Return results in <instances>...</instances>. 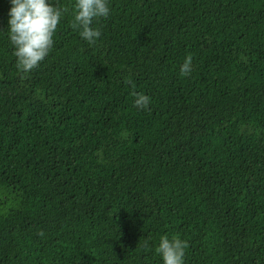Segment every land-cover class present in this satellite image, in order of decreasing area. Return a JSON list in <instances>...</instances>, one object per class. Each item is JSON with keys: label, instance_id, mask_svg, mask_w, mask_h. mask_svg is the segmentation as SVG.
Wrapping results in <instances>:
<instances>
[{"label": "trees", "instance_id": "16d2710c", "mask_svg": "<svg viewBox=\"0 0 264 264\" xmlns=\"http://www.w3.org/2000/svg\"><path fill=\"white\" fill-rule=\"evenodd\" d=\"M54 2L22 72L0 0V264H264V0H109L93 44Z\"/></svg>", "mask_w": 264, "mask_h": 264}, {"label": "clouds", "instance_id": "9594fccd", "mask_svg": "<svg viewBox=\"0 0 264 264\" xmlns=\"http://www.w3.org/2000/svg\"><path fill=\"white\" fill-rule=\"evenodd\" d=\"M7 38L18 70L29 72L37 67L50 53L54 35L68 9L58 6L54 0H9ZM110 15L109 0H74L72 23L82 40L93 44L101 32L96 21ZM192 57L186 55L179 67L181 76L192 72ZM150 97L135 94L133 104L138 109L147 108ZM148 241H145V246ZM187 242L178 236L161 235L155 251L162 264H184Z\"/></svg>", "mask_w": 264, "mask_h": 264}]
</instances>
